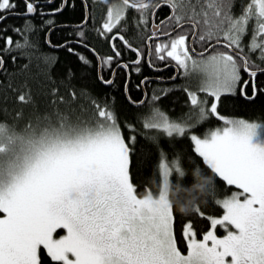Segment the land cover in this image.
<instances>
[{"label": "snow or ice", "instance_id": "6c2138e0", "mask_svg": "<svg viewBox=\"0 0 264 264\" xmlns=\"http://www.w3.org/2000/svg\"><path fill=\"white\" fill-rule=\"evenodd\" d=\"M21 2L23 11L15 12L18 5L14 0H0V23L9 13L27 18L44 15L38 13L37 0ZM236 3L93 0V6L107 8L97 34L112 41L119 39L136 54L132 64L140 65L145 56L132 40L144 41L143 29H149L147 40L157 42L154 50L148 48V55L160 61L170 58L188 80L182 89L188 98L187 113L170 117L156 105L160 95L154 92L151 107L139 118L144 130L140 134L158 149L157 192L148 187L140 192L132 178L137 130L129 124L130 134L124 135L114 104L102 103L86 89L77 94L70 83L55 84L50 92L43 93L51 97L44 113L33 112L25 120L23 108L9 109L7 97H0V112L11 116L0 119V264H44L42 251L50 258L49 264H264V124L219 112L225 95L238 92L254 101L264 94L257 80L264 74V0H240L239 11ZM66 4L67 0H62L48 15L62 11ZM83 6L89 7L87 3ZM162 6L168 7L169 14L155 23L152 17ZM129 10L136 13L132 20L127 16ZM89 18H93L91 13L76 26L78 43L85 39L84 26ZM46 23L51 26L54 21ZM14 31L25 34L23 42L6 37L0 51L10 52L13 47L26 50V80L34 78L31 69L35 66L39 75L53 84L49 58L27 38L33 25L26 22ZM161 36L167 40L161 42ZM197 43L202 49L199 52L192 46ZM111 46L114 56L102 58L109 65L122 55L114 42ZM257 53L259 63L253 59ZM80 59L90 63L83 56ZM4 65L0 56V69ZM149 66L155 67L152 63ZM119 67L127 70L129 64ZM245 74L248 79L243 78ZM71 78L69 73L67 80ZM102 82L113 83L111 79ZM146 82L147 78L140 84ZM2 87L4 92L18 93L16 102L34 106L27 83L23 85L27 91L12 84ZM60 87L65 88V95ZM124 87L127 93V81ZM129 101L145 103L131 101V97ZM211 118L222 121V125L199 135L197 126ZM164 138L190 141L194 153L188 163L190 189L181 187L188 177L184 155L177 151L169 159L159 146ZM196 158L213 177L238 191L220 197L212 186L213 177L204 174ZM173 175L177 177L175 187ZM209 191L210 202L223 209L219 217L206 216L195 195L187 201L181 197V192ZM178 204L184 205L182 212L190 211L210 222L202 234L197 233L191 219L184 222L181 237L186 252L179 246L181 240L174 229ZM61 229L65 234L58 236ZM220 229L225 232L222 237L217 235Z\"/></svg>", "mask_w": 264, "mask_h": 264}, {"label": "trees", "instance_id": "16d2710c", "mask_svg": "<svg viewBox=\"0 0 264 264\" xmlns=\"http://www.w3.org/2000/svg\"><path fill=\"white\" fill-rule=\"evenodd\" d=\"M18 7L14 10L15 12H22L24 5L21 0H14ZM246 2V0H245ZM83 3V2H82ZM80 0L67 1V4L62 12L53 17L54 23L49 26L46 21L49 19H39L37 16L31 18L19 17L15 15H8L2 23H0V49L5 47L4 40L6 37H12L14 41L19 40L23 42L22 37L25 36L23 32L14 31V29H20L27 22L33 25V31L27 34V38L33 42L40 52L46 55L49 60L48 63L51 65L50 74L53 84H49L44 80L43 76H40L38 70L35 66L31 69V76L34 78L26 77L29 73L25 71V65L29 63L28 55L26 50H18L15 47L9 51H0V56H3L5 60V65L3 69H0V97H7V107L9 109L19 110L24 109L25 120L32 115L33 112L37 114H43L48 101L51 97H45L44 92H50L51 87L55 84H71L79 94L81 89H86L93 96L97 97L102 103L107 101L109 104H114L115 112L119 118L121 125L124 127V135L130 134V130L127 125L132 124L137 130V142L135 144V151L132 157L131 174L135 184L138 186V190L143 192L145 187L150 188L153 192L158 191V180L159 174L157 171L158 164V149L153 144L149 143L140 133L144 131L142 129V123L139 118L142 114L146 113L151 107V98L154 92L160 95V99L156 101V105L162 109L165 113L172 117H178L182 113H187L189 111V105L187 103V95L182 90L183 87L188 83L187 80L181 79V75L177 76L178 79L172 82L158 81L154 84L148 86L144 84L145 90L147 92L145 97V103L142 105H136L129 101L139 102L142 98V90L140 89V82L144 78L142 75L152 74L150 67L145 63V57L142 59L141 65L143 66L142 72L138 75H130L128 80V91L125 95L124 85L126 82L125 70L121 69L116 72L115 78L111 85H107L102 82L103 80H108L110 73L103 72L100 78L98 72V62L95 58V53L100 54H111L110 49L103 46V43L97 40L96 28L99 27V20L102 15V7L95 6L93 9L89 8V13H91L93 18H89L86 25L84 26L85 39L83 45L80 46L75 41V38L79 29L76 27L81 24L84 20L83 5ZM90 3V2H89ZM72 4V5H71ZM85 4V3H84ZM88 4V1H87ZM240 0H237L236 10L239 11ZM105 8V7H103ZM132 16H128L129 20H132ZM57 27H56V26ZM140 31V28L136 29ZM48 33L47 38L45 37ZM96 35V36H95ZM131 35V33H129ZM251 34L244 40V44L247 45L250 40ZM50 41V44L48 43ZM132 43L134 46L141 48L147 53V46L139 38L133 39ZM87 45V47L84 46ZM196 45V44H195ZM196 47V46H194ZM69 48L73 51H69ZM89 48V49H87ZM200 51L201 46L198 48ZM197 49V50H198ZM94 50V51H93ZM25 53V54H21ZM121 57L126 58L127 55L135 58V54L129 50H126V55L121 52ZM16 56L15 61L12 57ZM85 57L90 63H82L80 57ZM258 53L253 55V59L259 63L257 59ZM122 58L121 60H124ZM153 61H151L152 63ZM166 62L171 63L169 59ZM150 63V62H149ZM153 64V63H152ZM264 66V65H262ZM175 68V67H174ZM129 69L132 70L131 66ZM72 74L71 80H67L68 74ZM147 76V75H146ZM248 79L246 75L243 77ZM258 83L261 87H264V74L258 75ZM27 83L28 87L31 88L34 97L33 105H23L16 102V95L18 93H13L11 90L7 92L3 91V85L12 84L13 88L21 89L27 91L23 88V85ZM139 85V87H138ZM161 89L167 90L166 93L160 92ZM62 95H65V88L60 87L59 89ZM248 93L251 94V88L248 89ZM50 110V109H49ZM219 112L221 115L226 117H237L245 119L259 118L264 120V94H260L254 101H248L243 96L236 94L225 95L222 97V102L219 106ZM14 115V113H13ZM0 119H11V116L5 115L0 112ZM24 121H20L21 126H23ZM222 125V121L216 118H211L208 121L203 122L197 126L198 134L203 136L205 133L215 129ZM159 146L163 149L168 158L171 159L173 153L179 151L184 155V163L186 171H188V177L184 180L181 185L182 188L190 189L191 185V171L188 169L189 157L194 156L192 153L191 143L188 139H181L175 142L170 141L167 138L161 139ZM196 163L200 165L204 174L213 177V174L206 166L203 165L202 160L196 158ZM175 183L177 182V177L173 175L171 178ZM213 188L217 191L220 197L225 194H230L231 191L235 189L234 186H227L225 182L220 180L218 177H213L212 182ZM195 195L196 201L199 203L201 211H203L206 216L219 217L223 214V209L211 203L212 193L206 192H181V197L185 201L192 198ZM184 205L178 204L175 208V223L174 229L178 240H181L180 247L186 252V247L182 242L181 232L184 222L191 219L194 222V228L198 234H202L209 229L210 222L206 218H198L190 213V211L182 212L181 208ZM218 235L224 234V230L220 229L217 232ZM200 238V235H198ZM44 264H49V259L46 256V252L41 253Z\"/></svg>", "mask_w": 264, "mask_h": 264}, {"label": "flooded vegetation", "instance_id": "af4514ba", "mask_svg": "<svg viewBox=\"0 0 264 264\" xmlns=\"http://www.w3.org/2000/svg\"><path fill=\"white\" fill-rule=\"evenodd\" d=\"M69 1H71V0H69ZM80 1H81V3L83 2L82 5H84V3H87V1H88L89 7L85 8L83 6V12H84V17H85V15L89 14V8L93 9L95 6H93V0H80ZM37 2L39 4L38 13H43L44 15L33 14V16H37L39 19H42V18L46 19L47 18V19L53 20V17L55 15H57L60 12L63 11L62 10V11L56 13L55 15H48L54 9H56V8H58L60 6L62 0H53V2L50 3V4L47 3V0H37ZM102 9L103 10H102L101 18L99 20V25L102 22V17L104 15V13L107 11L106 7L105 8L102 7ZM156 13H157V15L152 17V21H154L155 23H159L160 20H164L165 17L169 14V9L166 6H162L160 9L156 10ZM8 15H13V13H9ZM127 16L134 17V16H136V13H135L134 10H129L127 12ZM83 21H82V23H83ZM81 24H78V25H81ZM143 31L145 33L143 43H145V45L147 46V53L145 54V56H146L145 57V63L147 64V66H149V62L151 63V61H153L152 63L155 65V67H150L149 66L150 67L149 69L151 70L152 74H146L147 75L146 76L145 73H144L142 75L144 77L142 80H145V78H147V82L146 83L149 86V85L154 84L155 82H158V81L163 82L165 80V82H167V81L172 82V81H175L176 79H178L177 76H179V75L182 76V74H180V72H178L177 68L175 67V62L174 61H172L171 63H168V62H166V60L165 61H160V60L156 59L155 55H151V56L148 55V48H152L154 50V46H155V43L157 42V40L148 41L147 37L151 35V31L149 29H143ZM47 36H48V33L46 34L45 37L47 38ZM75 38H78V36L76 35ZM96 38H97V40L99 42L103 43L104 47H106V48L108 47L110 49V52H111V54H109V55L107 53L103 54V57L100 54H97L96 52H94L95 55H96L95 58H96V60L98 62V72H99L100 78L103 75L102 74V68H103V72H107L108 71L110 73L109 79H111L113 81L114 78H115L116 72H119V70L124 69L123 67H118L121 64H129V66H131V68H132V70L124 69L125 70V78H126L127 82L129 80L131 74L135 76V75H138V74H140L142 72L141 71L142 68H143V66L141 65L142 61H141L140 65H134V64L131 63L132 61H135L137 59V56H136V54L134 52L133 53L135 54V58L127 55L126 58L119 57V58L115 59L113 61V63L110 64V65L109 64H105L103 62L102 58H106L108 56H114V52H113V49H112V46H111L113 42L115 43L116 47L120 50V52L124 53V55H126V50H128V49L123 46L122 42L119 39H117L115 41H112L110 38L109 39H105L104 37H101L98 34H97ZM159 40L161 42L165 41V40H167V37L161 36V37H159ZM190 40H191V38H190ZM75 43H77L80 46L83 45L82 43H78L77 41H75ZM192 46H196V49H198L200 44L197 43L196 45H192ZM87 49H89V48H87ZM199 51L200 50L198 49L197 52H199ZM122 58H124V60H121ZM165 65H167V66H165ZM136 67L140 68L139 72L135 71ZM174 73L177 76L175 77V79H172ZM140 89L142 90V98L146 97L147 92L145 90L146 88H145L144 84L143 85L140 84ZM124 92H125V87H124ZM126 94L127 93L125 92V95Z\"/></svg>", "mask_w": 264, "mask_h": 264}, {"label": "rangeland", "instance_id": "374dc122", "mask_svg": "<svg viewBox=\"0 0 264 264\" xmlns=\"http://www.w3.org/2000/svg\"><path fill=\"white\" fill-rule=\"evenodd\" d=\"M181 79H185V80H187V78H185L183 75H182V77H181ZM187 82H188V80H187ZM195 85V82H193V86ZM170 117H172V116H170ZM173 118H175V117H173ZM230 118H237V117H230ZM245 119V118H244ZM247 120H249V121H256V122H260V123H262V124H264V120H261V119H259V118H254V119H247ZM235 187V186H234ZM234 191H238V189H234L233 191H231L230 192V194H228V195H231V193L232 192H234ZM0 215H2V214H0ZM65 234V232H64V230H57V235L58 236H60V235H64ZM224 234H225V232H224ZM224 234H222V235H219V236H223ZM218 235V234H217Z\"/></svg>", "mask_w": 264, "mask_h": 264}, {"label": "water", "instance_id": "95a60500", "mask_svg": "<svg viewBox=\"0 0 264 264\" xmlns=\"http://www.w3.org/2000/svg\"><path fill=\"white\" fill-rule=\"evenodd\" d=\"M19 16H21V15H19ZM21 17H25V16H21ZM119 67V66H118ZM177 75L174 73V75H173V77H176ZM172 77V78H173ZM172 80V79H171ZM136 105H141V104H137V103H135Z\"/></svg>", "mask_w": 264, "mask_h": 264}, {"label": "bare ground", "instance_id": "6f19581e", "mask_svg": "<svg viewBox=\"0 0 264 264\" xmlns=\"http://www.w3.org/2000/svg\"><path fill=\"white\" fill-rule=\"evenodd\" d=\"M13 15H15V14H13ZM15 16H19V15H15ZM19 17H21V16H19ZM142 100L144 101L145 100V97Z\"/></svg>", "mask_w": 264, "mask_h": 264}, {"label": "clouds", "instance_id": "9594fccd", "mask_svg": "<svg viewBox=\"0 0 264 264\" xmlns=\"http://www.w3.org/2000/svg\"><path fill=\"white\" fill-rule=\"evenodd\" d=\"M182 210V209H181Z\"/></svg>", "mask_w": 264, "mask_h": 264}]
</instances>
